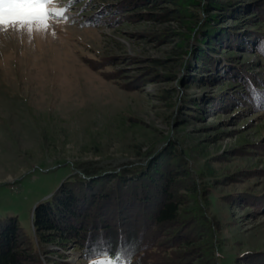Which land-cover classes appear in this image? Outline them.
Segmentation results:
<instances>
[{
	"label": "rangeland",
	"instance_id": "1",
	"mask_svg": "<svg viewBox=\"0 0 264 264\" xmlns=\"http://www.w3.org/2000/svg\"><path fill=\"white\" fill-rule=\"evenodd\" d=\"M211 1L258 2L55 0L66 11L47 32H0V230L15 217L33 237L35 206L73 174L136 171L176 147L201 191L182 194L183 216L197 214L206 230L192 239L195 257L182 239L158 260L249 264L264 253V106H251L240 78L247 67L264 89V51L216 46L209 67L196 62L200 24L229 13L205 11ZM253 16L221 26L238 40L264 36ZM64 254L60 264H91Z\"/></svg>",
	"mask_w": 264,
	"mask_h": 264
},
{
	"label": "trees",
	"instance_id": "2",
	"mask_svg": "<svg viewBox=\"0 0 264 264\" xmlns=\"http://www.w3.org/2000/svg\"><path fill=\"white\" fill-rule=\"evenodd\" d=\"M144 1L147 0H141L142 3ZM207 4L208 7H204L207 12L220 8L229 13L219 19L209 16L205 24H200L201 28L195 34L197 47L191 51L197 56L196 62L211 64L218 50L216 46L242 49L255 44L264 51L263 35L251 32L238 40L234 38L235 33L221 26L226 16L235 17L240 12L250 11L256 14L252 20L257 17L264 22V0H258L252 6L239 7L235 4L220 6L213 1ZM189 30L194 32L195 29L191 26ZM201 69L208 70L207 67ZM247 70L244 67L240 72L243 84L250 90L246 99L251 106H264V89L257 86L253 81L256 77ZM183 160L179 148L168 147L136 171L127 169L116 174L83 169L73 174L48 199L35 206L33 237L21 231L15 217L7 220L0 230V264H60L66 250L71 248L91 264L103 253L111 259L119 257L120 264H162L158 253L166 255L164 247L167 243L175 244L182 239L186 245L184 248L190 250L186 255L195 257L192 239L206 229L197 214L183 216L186 197L182 194L201 192ZM183 223L191 225L183 228ZM185 229H189L187 233ZM160 233L163 237H171H166L163 249L154 242ZM258 256L247 255L250 260L246 262L264 264V253ZM186 263L183 259L167 264Z\"/></svg>",
	"mask_w": 264,
	"mask_h": 264
},
{
	"label": "snow or ice",
	"instance_id": "3",
	"mask_svg": "<svg viewBox=\"0 0 264 264\" xmlns=\"http://www.w3.org/2000/svg\"><path fill=\"white\" fill-rule=\"evenodd\" d=\"M65 9L57 8L55 0H0V32L8 30L47 32L50 21L63 17ZM93 264H120L119 257L111 259L103 253Z\"/></svg>",
	"mask_w": 264,
	"mask_h": 264
}]
</instances>
